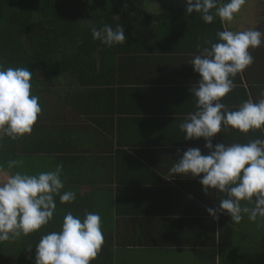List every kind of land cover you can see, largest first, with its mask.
Listing matches in <instances>:
<instances>
[{
    "label": "crops",
    "instance_id": "0c3cea01",
    "mask_svg": "<svg viewBox=\"0 0 264 264\" xmlns=\"http://www.w3.org/2000/svg\"><path fill=\"white\" fill-rule=\"evenodd\" d=\"M246 4L227 26L264 32V0ZM213 32L206 39L215 41ZM203 34L181 39L169 51L133 55L118 68L110 87H96L93 93L92 88L71 86L61 98L50 101V114L41 116L39 126L44 127H38V137L50 138L45 148L52 152L45 155V166L83 165L79 171L74 164L71 173V169L62 172L82 184L81 180L89 182L86 168L108 161L106 176H111L104 177L109 181L97 189L105 194L116 232L126 240L116 250L117 264H264V227H257L259 218L252 222L245 215L236 224L218 211L219 218L214 219L207 209H218L226 194L214 189L206 193L200 177L169 172L188 148L208 154L204 138L185 140L179 129L196 110L190 89L197 85L199 74L190 62L198 54L197 44L206 40ZM249 51L254 63L237 74L235 88L221 101L230 110L247 100L264 99V44ZM257 138L264 139V128L246 134L229 128L216 134L212 143ZM92 189L89 184L79 191Z\"/></svg>",
    "mask_w": 264,
    "mask_h": 264
},
{
    "label": "clouds",
    "instance_id": "9594fccd",
    "mask_svg": "<svg viewBox=\"0 0 264 264\" xmlns=\"http://www.w3.org/2000/svg\"><path fill=\"white\" fill-rule=\"evenodd\" d=\"M246 3L247 0H185L188 15L198 13L206 24L219 18L224 28L216 32L215 41L206 39L197 44L198 54L190 62L199 74L197 85L190 89L196 98V110L179 124L185 140L204 138L208 154L203 155L199 148H188L169 172L200 177L206 193L214 189L226 194L218 209H207L214 219L219 218L218 211L226 212L232 222L239 224L247 215L252 222L259 218V228L264 227V139L212 143L216 134L229 128L245 134L264 128V99L244 101L234 110L221 102L235 88L237 74L254 63L249 50L264 44V32L258 28L234 31L227 26ZM91 35L108 47L126 42L121 25L115 29L108 24L93 27ZM32 76L28 67L0 65V141L5 136L15 140L31 134L42 113L40 98L32 92ZM21 163L10 161L8 168ZM62 172V163L53 171L36 174H10L0 166L4 176L0 182V243L27 236L53 221L56 197L61 204L75 201V191H63ZM242 201L254 206H242ZM101 225L98 212H85L81 217L68 211L59 231L42 235L36 244L35 264H91L105 243Z\"/></svg>",
    "mask_w": 264,
    "mask_h": 264
},
{
    "label": "trees",
    "instance_id": "16d2710c",
    "mask_svg": "<svg viewBox=\"0 0 264 264\" xmlns=\"http://www.w3.org/2000/svg\"><path fill=\"white\" fill-rule=\"evenodd\" d=\"M152 1L168 6L173 0L167 3ZM138 3L131 0H0V65L5 68H29L33 73L32 92L39 96L42 108L31 134L15 140L5 136L0 141V166L6 172L36 174L55 170L42 162L45 155L52 153L45 148V140L50 138L38 137L41 116L50 114V101L53 98H61L73 86L92 88L93 93L98 91L96 87H110L115 83L118 68L125 66L133 55L146 56L162 49L169 51L181 39L188 41L187 38L202 32L206 39L213 35V31L223 30L218 18L206 24L200 14L188 15L186 7L174 3L159 15L147 12ZM105 24L113 29L121 25L126 36L125 44L108 47L100 40L93 39L91 29L102 28ZM30 159L37 160L40 167L27 164ZM10 161L22 163L9 169ZM74 164L77 171L83 166L76 162ZM108 164V161H97L91 168H86L89 182L81 180L82 184L62 174L61 179L65 184L63 191H75V201L61 204L59 197H56L53 221L27 236L0 243V264L10 261L12 256L15 264H35L36 244L42 235L59 231L68 211L81 217L85 212L100 214L105 243L91 264H116V250L125 245L126 240L116 232L117 224L108 216L110 211L103 201L105 194L97 189L98 185L100 187L108 180L104 177L111 176H106ZM73 165L63 167V172L71 169L68 171L71 173L75 169ZM89 184L94 186L90 192L79 191L80 187ZM28 248L32 249L29 251Z\"/></svg>",
    "mask_w": 264,
    "mask_h": 264
},
{
    "label": "rangeland",
    "instance_id": "374dc122",
    "mask_svg": "<svg viewBox=\"0 0 264 264\" xmlns=\"http://www.w3.org/2000/svg\"><path fill=\"white\" fill-rule=\"evenodd\" d=\"M131 1L134 2V3H137L139 1L138 5H140L141 7H143L147 12H150V13L155 14V15H159L160 13H162L163 11H165L166 9H168V6L171 7L173 5V3L175 5H177V6L186 7V4L184 3L185 1H181V0H176L175 2L172 1V3L169 4L168 6L160 5L157 2L152 1V0H131ZM246 5L247 4H245V6L241 9L240 12L245 11ZM238 14H236V15H238ZM26 163L29 164V165L34 164V165H37V167H40V163L37 160H31L30 159V161H28ZM3 180H4V176H3L2 173H0V182H3ZM115 263L117 264V261H115ZM5 264H15V258H14V256H12V258L10 259V261L6 262Z\"/></svg>",
    "mask_w": 264,
    "mask_h": 264
},
{
    "label": "flooded vegetation",
    "instance_id": "af4514ba",
    "mask_svg": "<svg viewBox=\"0 0 264 264\" xmlns=\"http://www.w3.org/2000/svg\"><path fill=\"white\" fill-rule=\"evenodd\" d=\"M159 1H161L162 3H167V2H170L171 0H159ZM174 2L176 1V0H173Z\"/></svg>",
    "mask_w": 264,
    "mask_h": 264
}]
</instances>
